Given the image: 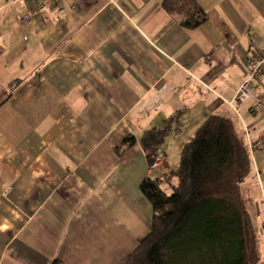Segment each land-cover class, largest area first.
<instances>
[{
  "label": "crops",
  "instance_id": "obj_1",
  "mask_svg": "<svg viewBox=\"0 0 264 264\" xmlns=\"http://www.w3.org/2000/svg\"><path fill=\"white\" fill-rule=\"evenodd\" d=\"M45 1L0 0V264H124L150 229L141 181L171 175L207 117L264 139V114L232 103L264 48V0H195L194 30L163 0ZM178 113L150 170L139 140ZM248 151L263 262L264 146Z\"/></svg>",
  "mask_w": 264,
  "mask_h": 264
},
{
  "label": "trees",
  "instance_id": "obj_2",
  "mask_svg": "<svg viewBox=\"0 0 264 264\" xmlns=\"http://www.w3.org/2000/svg\"><path fill=\"white\" fill-rule=\"evenodd\" d=\"M161 7L186 30L207 20L195 0H163ZM179 116H171L164 128L142 134L139 144L149 168L170 134L180 133L172 129ZM263 141L252 142V150L264 146ZM135 143L126 137L114 151L122 155ZM248 150L245 133L232 120L207 117L182 146L171 175L141 181L139 191L151 206L150 229L124 264H264L243 188L251 174Z\"/></svg>",
  "mask_w": 264,
  "mask_h": 264
},
{
  "label": "built area",
  "instance_id": "obj_3",
  "mask_svg": "<svg viewBox=\"0 0 264 264\" xmlns=\"http://www.w3.org/2000/svg\"><path fill=\"white\" fill-rule=\"evenodd\" d=\"M55 0H46L39 6V9L45 10L53 5ZM29 15L25 16L23 20L26 22L29 20ZM165 86H161L159 91L162 92ZM250 103L251 111L255 114H264V48L259 51L253 52L250 58L247 59L245 64V71L242 82L238 86L235 97L232 101L234 104ZM247 140V146L250 149L251 144L248 140V134L245 131ZM163 156H154L153 164L149 169H154L161 162H163Z\"/></svg>",
  "mask_w": 264,
  "mask_h": 264
},
{
  "label": "rangeland",
  "instance_id": "obj_4",
  "mask_svg": "<svg viewBox=\"0 0 264 264\" xmlns=\"http://www.w3.org/2000/svg\"><path fill=\"white\" fill-rule=\"evenodd\" d=\"M184 137H182V139H183ZM160 156H162V155H160ZM164 157V156H163ZM165 158V157H164ZM150 170H152V169H150ZM167 192H169L168 190H167ZM149 207H150V205H149Z\"/></svg>",
  "mask_w": 264,
  "mask_h": 264
}]
</instances>
